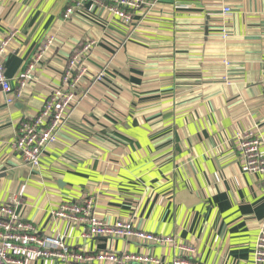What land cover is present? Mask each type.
Returning <instances> with one entry per match:
<instances>
[{"label": "crops", "instance_id": "obj_1", "mask_svg": "<svg viewBox=\"0 0 264 264\" xmlns=\"http://www.w3.org/2000/svg\"><path fill=\"white\" fill-rule=\"evenodd\" d=\"M72 1L0 0V42L15 33L5 58L13 91L0 88V206L70 250L143 252L160 264L180 255L133 238L87 237V226L54 218L59 205L92 197L100 220L172 236L195 248L198 264H255L264 179L243 171L237 136L264 140V0H149L131 27L90 2L65 21ZM88 41L95 46L77 102L32 168L13 149L18 128L62 86L69 58Z\"/></svg>", "mask_w": 264, "mask_h": 264}, {"label": "built area", "instance_id": "obj_2", "mask_svg": "<svg viewBox=\"0 0 264 264\" xmlns=\"http://www.w3.org/2000/svg\"><path fill=\"white\" fill-rule=\"evenodd\" d=\"M149 0H73L64 11L63 19L68 21L86 2L101 6L112 16L117 17L126 26L134 23L133 14ZM229 8H224L228 14ZM15 33H11L0 42V88L5 94L13 91L11 80L5 67L7 47ZM54 43V37L49 36L34 58V64L26 69L18 81L17 97L19 98L31 80L35 65L43 60ZM94 41H88L69 58L62 86L52 90L39 114L31 121L23 122L18 128L13 149L19 153L25 164L32 168L40 165V160L47 148L57 141L58 133L63 129L77 99L79 84L88 77L89 70L86 59L91 55ZM103 73L94 76L103 80ZM264 95V82H263ZM11 99V98H10ZM8 100L10 103L13 100ZM238 146L243 157V171L264 179V140L258 138L252 131L239 133ZM264 194V187L262 189ZM81 203H63L55 209L56 219L73 221L88 227L87 237L92 238H133L139 243L170 247L180 250L173 264H198L193 257L196 250L191 245L178 242L172 236H164L145 232L134 227L129 221L118 220L109 224L96 217L94 199L83 198ZM29 258H55L64 260L67 264H160V261L147 253H121L107 251L97 254L70 250L58 237L40 235L35 226L20 217L11 205L0 206V264H26ZM255 264H264V222L260 228L256 242Z\"/></svg>", "mask_w": 264, "mask_h": 264}]
</instances>
